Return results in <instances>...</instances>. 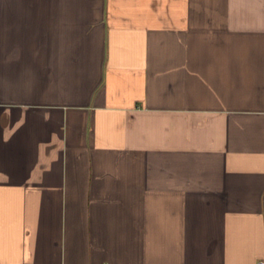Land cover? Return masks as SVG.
Instances as JSON below:
<instances>
[{
	"label": "crops",
	"instance_id": "1",
	"mask_svg": "<svg viewBox=\"0 0 264 264\" xmlns=\"http://www.w3.org/2000/svg\"><path fill=\"white\" fill-rule=\"evenodd\" d=\"M264 260V0H0V264Z\"/></svg>",
	"mask_w": 264,
	"mask_h": 264
},
{
	"label": "built area",
	"instance_id": "2",
	"mask_svg": "<svg viewBox=\"0 0 264 264\" xmlns=\"http://www.w3.org/2000/svg\"><path fill=\"white\" fill-rule=\"evenodd\" d=\"M257 264H264V260H259Z\"/></svg>",
	"mask_w": 264,
	"mask_h": 264
}]
</instances>
